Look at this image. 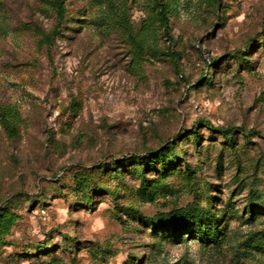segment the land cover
Returning a JSON list of instances; mask_svg holds the SVG:
<instances>
[{"label":"rangeland","instance_id":"1","mask_svg":"<svg viewBox=\"0 0 264 264\" xmlns=\"http://www.w3.org/2000/svg\"><path fill=\"white\" fill-rule=\"evenodd\" d=\"M56 1L0 0V264H264V0Z\"/></svg>","mask_w":264,"mask_h":264},{"label":"trees","instance_id":"2","mask_svg":"<svg viewBox=\"0 0 264 264\" xmlns=\"http://www.w3.org/2000/svg\"><path fill=\"white\" fill-rule=\"evenodd\" d=\"M155 3L157 5V7L159 8L160 23L162 24V26L165 29H167L168 23H167L165 8H164L161 0H155ZM52 7L60 13L62 11V0H57L56 2L52 3ZM13 133H15V132H13Z\"/></svg>","mask_w":264,"mask_h":264}]
</instances>
